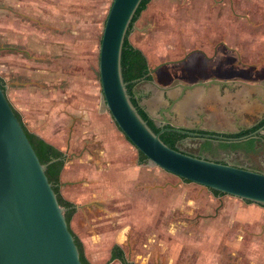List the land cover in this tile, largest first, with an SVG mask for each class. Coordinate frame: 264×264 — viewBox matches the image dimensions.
Listing matches in <instances>:
<instances>
[{
    "label": "crops",
    "instance_id": "crops-1",
    "mask_svg": "<svg viewBox=\"0 0 264 264\" xmlns=\"http://www.w3.org/2000/svg\"><path fill=\"white\" fill-rule=\"evenodd\" d=\"M90 6V0H0V77L27 127L66 154L60 189L75 204L70 225L86 256L93 264H123L111 259L115 244L130 256L109 206H119L122 183L139 179L145 163L129 157V143L104 102L96 72L105 22ZM132 42L143 49L138 39ZM233 54L221 48L181 61L195 66L200 61L198 68L207 64L216 80L196 84L182 96L186 81L170 88V97L180 96L167 113L172 124L223 130L237 119L248 120L238 116L243 107L232 110ZM248 79L242 82L241 103L258 98L257 78ZM156 84L147 89L157 102L154 112L169 102Z\"/></svg>",
    "mask_w": 264,
    "mask_h": 264
},
{
    "label": "rangeland",
    "instance_id": "rangeland-1",
    "mask_svg": "<svg viewBox=\"0 0 264 264\" xmlns=\"http://www.w3.org/2000/svg\"><path fill=\"white\" fill-rule=\"evenodd\" d=\"M112 1L90 0V8L98 9L99 20L101 14L105 22ZM209 1L201 0L202 8ZM247 4L248 22L198 21V0H150L129 37L139 40L154 66L184 56L203 40L210 51L219 38L214 33L223 31L229 35L224 38L242 50L233 54L237 58L232 60L234 73L243 68L244 74L256 78L255 71L264 63V0H248ZM202 31L207 32L198 38L196 33ZM232 58L226 57L230 63ZM182 65L186 71L194 67L192 63H176L165 64L160 70ZM113 125L119 129L114 120ZM120 135L129 143V157L135 155L139 160L138 148L121 129ZM198 142L188 141V148L197 151ZM246 157L235 156L240 162ZM249 160L264 168L256 154ZM143 167L139 179L122 183L119 206H109L110 210L115 208L123 246L135 264H264L263 204L229 193L217 196L209 187L185 181L150 159Z\"/></svg>",
    "mask_w": 264,
    "mask_h": 264
},
{
    "label": "water",
    "instance_id": "water-1",
    "mask_svg": "<svg viewBox=\"0 0 264 264\" xmlns=\"http://www.w3.org/2000/svg\"><path fill=\"white\" fill-rule=\"evenodd\" d=\"M141 2L113 0L105 20L96 73L107 109L138 150L162 168L264 205L263 171L187 152L161 137L169 128L204 138L223 135L193 132L187 126L165 123L155 131L133 102L124 80L122 53ZM163 64L151 67L150 72ZM205 83L184 84L181 96L186 89ZM179 99L180 96L174 97L170 104ZM58 158L41 161L0 79V264H84L66 207L60 203L46 172L47 165Z\"/></svg>",
    "mask_w": 264,
    "mask_h": 264
},
{
    "label": "flooded vegetation",
    "instance_id": "flooded-vegetation-1",
    "mask_svg": "<svg viewBox=\"0 0 264 264\" xmlns=\"http://www.w3.org/2000/svg\"><path fill=\"white\" fill-rule=\"evenodd\" d=\"M150 2V1H149ZM201 0H198L199 3V9L198 14L196 15V18L198 21H237V22H248L250 20V13H249V7H248V0H210L208 4H205L202 8L201 6ZM134 26V25H133ZM207 31L197 32L196 36L198 38H203L205 36ZM228 33H225L223 31H216L214 33V37L218 36L219 38L211 44L210 51L204 46V42L200 41V44L198 46H195L185 52V55L179 58H170L167 59V63H164L159 68H157L155 71H151V66L149 63V71L147 72L146 76H143L142 78L138 79L137 82L134 85L135 90V98L138 100V103L141 107H143L150 117L155 121V123L158 126H161L162 123H165V126L173 125L171 122V119L167 117V113L169 110H171V99L174 97H170L169 95V89L172 87H175L180 81H186L184 84L189 83H196L199 81H210V80H216V77L213 76L210 68L207 65L202 66V68H198L200 65V61L196 63V66L193 65V69L186 71L185 67L175 68L174 70L167 68L164 69L163 72H161V68L165 67V64H179L181 61H184L183 59L188 58L191 54H207L210 53H217L221 48L226 49L227 51L235 52L236 54H241L242 50L237 46L229 43L226 38L229 35ZM209 42V41H208ZM204 43V45L202 44ZM207 43V42H206ZM148 59V57H147ZM149 61V60H148ZM202 63V62H201ZM247 63V62H246ZM199 64V65H198ZM238 70V69H236ZM235 70V71H236ZM240 72L233 73L234 76L232 78L233 88H232V110L233 112H237L239 108H244V112H242L240 117L242 115H245L248 120L240 121V119H237L236 123L230 127H227L223 130H217V129H208V128H202L197 127L198 125L189 127V129L193 132H200V133H215L223 135L222 138H212V137H205L199 134H186L185 137H183L179 141V147L187 152H191L198 155H206L210 158L217 159V160H223L230 162L232 164L245 166L248 168L256 169L259 171L264 172V168H259L254 166L249 158L251 155L256 154L258 159L261 160V163H264V151L262 150L264 148V63H260L257 70L255 71L257 75V88H258V98L254 102L250 101L248 99V102L241 103L238 101V98L240 97V93L242 91V82H247L250 77L247 74H244L246 72L245 69H239ZM254 78V77H252ZM157 81V82H156ZM239 81V82H238ZM156 83L160 84L164 89L165 98L169 100V102L161 103V106L154 112L152 111V108L155 106L154 98L152 97V89L147 91V89L150 88V84L155 85ZM231 83V84H232ZM183 84V85H184ZM157 85V84H156ZM148 92V93H147ZM250 107L249 109H247ZM244 113V114H243ZM236 114V113H235ZM169 121H166L168 120ZM256 126V127H255ZM249 128H252L251 130L241 133ZM257 131L256 133H254ZM231 133H240V135H231ZM254 137V142L252 147L239 145V146H233L230 144L233 141H240V140H246ZM198 139V150L194 151L190 148H188V141ZM210 142L211 145L207 147L205 145L207 142ZM140 153V152H139ZM247 154V157L244 161H237L235 158L236 155L244 156ZM148 159L142 160L141 156L139 158L140 163H146ZM177 175V174H176ZM179 176V175H178ZM181 179L185 181H191L187 180L181 177ZM195 182V181H194ZM203 185V184H202ZM208 187V186H207ZM210 188V187H209ZM213 193L217 196L226 194V192H215L212 188H210ZM230 194V193H229ZM233 195V194H232ZM246 200V199H245ZM247 201V200H246ZM72 228V227H71ZM74 231V230H73ZM75 232V231H74ZM84 246V245H83ZM126 256V255H125ZM127 258V257H126ZM128 259V258H127ZM130 261L131 259H128ZM135 264V262H134Z\"/></svg>",
    "mask_w": 264,
    "mask_h": 264
},
{
    "label": "trees",
    "instance_id": "trees-1",
    "mask_svg": "<svg viewBox=\"0 0 264 264\" xmlns=\"http://www.w3.org/2000/svg\"><path fill=\"white\" fill-rule=\"evenodd\" d=\"M149 1L150 0H142L140 6L138 7V9L135 13V16L133 18L131 26L128 30V33H127L125 41H124V46H123L122 67H123L124 80L127 82V86H128L129 92L132 95L133 102L137 105V107H138L140 113L143 115V117L148 120L151 127L155 131H159V130H161V126H158L155 123V121L150 117L148 112L143 107L140 106V104L138 103V100L134 96L135 90L133 87H134V85L138 79L142 78L143 76H146L147 72L149 71V63H148V59H147V56H146L144 50L141 47L136 46L131 41V39L129 37L135 21L140 17L142 11L147 7ZM0 79H1V77H0ZM2 85H3V83H2ZM3 87H4V85H3ZM14 109H15L16 114L18 115V117L22 121V123L25 127V130H26L34 148L36 149L41 161L42 162H49L52 158L60 157V158L50 162L47 165L46 172L48 174L49 180L52 181L54 189L56 190V192L58 194V198H59L60 203L66 207L65 214H66V217H67L69 225H70V220H71L73 213L75 212L76 207H75L74 202H72L71 200H69L63 196V194L61 193V189H60V187H61L60 175H61V171L64 167V164H65L66 154L62 149L58 148L57 146H55L51 142L47 141L45 138H43L42 136H40L36 132L30 130L27 127V125L25 124V122L23 121L22 116L19 113V111L16 108H14ZM168 126H171V125H168ZM251 129L252 128H249V129H247L241 133L247 132ZM231 135H240V133H231ZM185 136H186V134L184 132L177 130V129H173V128L166 129L165 131H163L161 133V137L163 138V140L173 147H179V144H178L179 141ZM253 142H254V137H252L250 139H246V140L233 141L230 144H232L233 146L244 145V146L252 147ZM205 145H207V147H209L211 145V143L208 141ZM139 152H140V156H141L142 160L149 159L145 153H143L140 150H139ZM187 180H189V179H187ZM212 189L215 192H221L220 190H217L214 188H212ZM247 201L253 202L251 200H247ZM70 228H71V225H70ZM72 231H73V229H72ZM73 233L75 235L76 242L79 245L80 252H81V258H82L83 263L84 264H93L85 254L83 242L81 241L79 236L74 231H73ZM116 257L120 258L122 260L123 264H134L133 261H130L126 258L123 248L118 244H115L113 247L111 259L116 258Z\"/></svg>",
    "mask_w": 264,
    "mask_h": 264
}]
</instances>
